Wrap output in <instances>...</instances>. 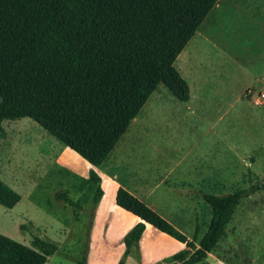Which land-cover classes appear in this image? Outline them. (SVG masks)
Returning a JSON list of instances; mask_svg holds the SVG:
<instances>
[{"label": "rangeland", "instance_id": "obj_1", "mask_svg": "<svg viewBox=\"0 0 264 264\" xmlns=\"http://www.w3.org/2000/svg\"><path fill=\"white\" fill-rule=\"evenodd\" d=\"M175 64L190 84L191 98L183 102L159 85L121 146L129 165L175 166L183 172L177 197L188 214L168 206L161 212L190 241L197 226L198 240L210 224L206 193L247 190L208 264L217 258L224 264H264V98L255 102L264 91V0H219ZM89 168L33 119L5 120L0 179L22 198L13 208L0 204V233L26 245L36 236L55 241L58 252L47 264H77L89 249L98 205L95 190H87L93 183L84 191L75 187L88 179ZM59 191H69L80 207L58 199ZM121 221L114 211L98 218L103 228H97L95 243L101 245L99 234L111 225L105 236L116 238ZM127 264H137L135 257Z\"/></svg>", "mask_w": 264, "mask_h": 264}, {"label": "trees", "instance_id": "obj_2", "mask_svg": "<svg viewBox=\"0 0 264 264\" xmlns=\"http://www.w3.org/2000/svg\"><path fill=\"white\" fill-rule=\"evenodd\" d=\"M219 0H0V132L5 120L29 117L93 166H100L129 130L160 84L179 100L191 98L176 61ZM91 167L93 202L104 195ZM59 191L56 197L81 203ZM249 195L206 193L210 224L193 241L136 195L120 187L116 203L140 221L126 234L124 260L151 224L187 247L174 264H196L218 248L236 206ZM21 195L0 179V204L13 208ZM23 227V225L21 226ZM194 241L199 246L195 247ZM86 249L77 264H88ZM55 241L36 236L26 245L0 233V264H45Z\"/></svg>", "mask_w": 264, "mask_h": 264}, {"label": "crops", "instance_id": "obj_3", "mask_svg": "<svg viewBox=\"0 0 264 264\" xmlns=\"http://www.w3.org/2000/svg\"><path fill=\"white\" fill-rule=\"evenodd\" d=\"M138 119L139 114L133 119L132 123L134 124ZM131 126L132 125H130V128H132ZM126 133L103 164L100 166H93L90 164V168L94 167L102 177L101 185L104 189V195L98 202L96 208L92 238L89 244L88 264H118L127 247L124 237L133 226L140 221L138 216L118 206L116 200L114 203L117 190L120 187H124L136 195L172 223L173 221L168 218L169 216L167 217L165 212V214L161 212L164 206H168L169 209L177 211L178 214H188V212L185 211L186 206L184 203H181L177 197V184L182 182L180 179L183 176V172L180 169L177 170L175 166H172L170 169H161L158 166L152 167L151 164L147 167L141 164L138 168L135 166L134 169L133 166L129 165L130 162H128L129 156L127 150L121 147L124 145L123 142L127 137ZM102 166L107 168L104 172L101 168ZM107 185L110 186L111 189L108 190ZM112 192V198L108 199L106 197L107 193L111 195ZM109 211H114L122 220L121 222L123 225L116 238L113 236H105V233L108 231L110 233L112 225L110 227H105L104 234H99V240L101 241L102 239V243L98 246L97 243H95L97 241V239H95V232L97 228L98 232H101V228L103 227L101 226L100 228V225L97 224V220L109 214ZM177 228L184 231L183 228ZM104 237L107 238L104 239ZM194 243L195 247L199 246L197 241H194ZM186 247L187 242L179 241L169 234L160 231L153 225L147 224L139 241V245L132 248L124 264H127L128 261L134 257L137 264H174L171 261L172 256ZM98 248L100 251H98ZM51 255L48 256L47 262ZM210 256H214L212 252H209L203 261L196 264H208V258H210ZM104 257H107L109 261H105L106 258L104 259ZM47 262L45 264H47ZM214 264L224 263L217 258Z\"/></svg>", "mask_w": 264, "mask_h": 264}, {"label": "built area", "instance_id": "obj_4", "mask_svg": "<svg viewBox=\"0 0 264 264\" xmlns=\"http://www.w3.org/2000/svg\"><path fill=\"white\" fill-rule=\"evenodd\" d=\"M264 98V91H259L257 93V96L255 98L256 104H260L262 102V99Z\"/></svg>", "mask_w": 264, "mask_h": 264}]
</instances>
